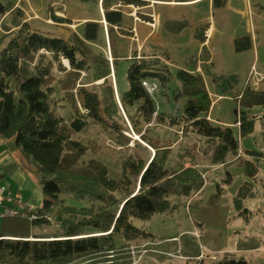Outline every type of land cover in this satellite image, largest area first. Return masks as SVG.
<instances>
[{
    "label": "trees",
    "instance_id": "obj_1",
    "mask_svg": "<svg viewBox=\"0 0 264 264\" xmlns=\"http://www.w3.org/2000/svg\"><path fill=\"white\" fill-rule=\"evenodd\" d=\"M112 2L138 6L144 0L100 1L108 30L112 32L116 27L124 32L123 14L119 8L111 9ZM225 2L213 0L212 4L220 7ZM13 7L11 1L0 2V46L14 34L0 50V135L13 138L25 161L34 168L42 190V205L35 210L32 220L4 218L0 264H66L84 255L107 254L116 249L117 239L129 241L149 235L134 225L133 219H148L172 208L170 195L190 196L202 188L200 172L184 166L185 154H179V159L169 164L170 146L158 145L147 135L155 120H165L153 115L155 102L142 86V79L155 78L163 89L170 82L175 84L174 99H182L183 108L177 118L168 119L172 124H186L201 136L217 139L213 163L224 162L229 152L237 153L238 141L232 128L213 125L207 119L211 100L204 77L195 68H170L164 62L166 58L156 51L138 57L134 51L124 69L125 88H121L117 80L115 85L112 83L109 60L97 48L104 33L99 20H86L80 32L57 35L31 28L22 20L21 11ZM9 13L13 14L8 26L2 19ZM52 18L58 23L67 21L54 14ZM181 27L179 24L178 28ZM206 27L198 29L196 37L200 42L205 41ZM233 46L236 51L251 49L252 38L248 34L235 37ZM201 52H207L205 46ZM111 54L112 66L117 71L118 61L127 59L128 54L120 57L114 46ZM62 59L68 66L62 64ZM90 69L94 79L81 82L82 73ZM56 90L69 104L72 117L68 121L60 113ZM239 102L243 108H264V90L245 87ZM89 121L98 124L120 145L131 142L130 126L154 150L153 155L129 156L122 164L120 179L110 177L101 160H80L89 149L96 148L93 142L82 143L73 137ZM236 123L238 134L247 135L253 130L254 116L241 111ZM246 152L255 158L264 157L262 152ZM244 162L246 174L254 177L256 167L249 160ZM246 189L241 186L236 204ZM52 220L60 226L58 232L32 231ZM218 264L249 263L243 257L230 256Z\"/></svg>",
    "mask_w": 264,
    "mask_h": 264
},
{
    "label": "rangeland",
    "instance_id": "obj_2",
    "mask_svg": "<svg viewBox=\"0 0 264 264\" xmlns=\"http://www.w3.org/2000/svg\"><path fill=\"white\" fill-rule=\"evenodd\" d=\"M6 1L14 3L13 8L21 11L22 20L31 28L42 32L67 36L74 31L80 32L83 22L89 20V17L99 20L104 33L97 48L109 60V77L112 83L115 85L117 80L121 88H125L124 69L134 51L138 57L145 54V51L155 50L177 68H193L194 64L189 59L195 60L201 49L199 38L192 37L194 27L200 20L197 17L205 19L211 16L214 19L215 29L205 43L209 62L198 65L203 69L202 75L211 100L209 122L232 128L238 141L237 153L229 152L224 162L213 163L212 151L218 140L201 136L182 122L170 123V117L177 118L181 114L183 100L174 99L173 82H170L167 89L158 88V93L153 96L157 111L154 116H163L165 121L155 120L147 135L154 142L158 141V145L170 146L169 164L179 159V154H185L184 166L200 172L204 180L202 188L190 196L170 195L172 208L155 213L148 219H133L134 225L149 234L147 237L129 241L117 239L114 251L84 255L66 264H218L220 260L230 256L243 257L250 264H264V157L255 158L246 152L248 149L264 153V108L260 105L243 108L239 102L245 87L252 88L250 85L257 83L256 89L264 90V11L257 13V2L234 0L233 5L241 10L239 13L231 12L230 9L221 11L218 7L209 9L206 1L194 6L174 8L159 2L160 5L150 8V13L152 23L153 18H160V21L156 29L150 26L153 31L148 35L149 24L145 23L148 18H144V13H148L149 8L144 4L136 6L112 2L111 9L119 8L123 14L125 31L114 27L110 32L103 19L101 0L98 3L93 0H0L3 3ZM12 14H6L2 22L9 26ZM53 14L67 21L58 23L53 20ZM165 17L172 19L166 21H171V26H178L184 20L188 24L179 35H166ZM1 33L0 28V35ZM244 34L252 36L253 47L236 51L233 39ZM13 35L4 40L0 50ZM113 46L120 57L128 54L127 59L121 58L118 61L117 71L112 66ZM61 62L68 66L65 59ZM56 74L60 73L56 71ZM94 75L93 69L86 74L82 73L81 82L93 80ZM55 94L60 104V113L68 121L72 117L69 104L59 90ZM241 111L254 116L253 130L244 136L238 134V123L235 124ZM128 134L132 137L131 142L120 145L98 124L89 121L73 137L82 143L93 142L96 146L94 151L89 149L80 158L81 161L87 162L91 158L101 160L107 166L110 177L118 180L122 164L129 156L139 154L149 158L154 153L130 126ZM142 145L146 147H141ZM245 160L251 161L256 167L254 177L246 174ZM243 185L247 189L243 190L244 193L236 204L235 198ZM117 194L120 196V193ZM59 230L60 226L54 220L49 225L32 228L35 234H53ZM132 247L137 250L134 259Z\"/></svg>",
    "mask_w": 264,
    "mask_h": 264
},
{
    "label": "crops",
    "instance_id": "obj_3",
    "mask_svg": "<svg viewBox=\"0 0 264 264\" xmlns=\"http://www.w3.org/2000/svg\"><path fill=\"white\" fill-rule=\"evenodd\" d=\"M203 1H206L207 7L211 9L213 6L212 1L213 0H144V6H148L149 11L148 13H144L146 15L144 18H148L146 20L149 26H148V35H151L153 29H156L157 24L160 21V18H153V23L151 22V17L152 14L151 12V7H155V5H160L159 2L162 5H166L170 8L178 7V6H194L197 5ZM245 3L247 0H244ZM257 3L255 4L257 6V13L259 14L260 12L264 11V0H255ZM234 0H226V2L218 7L219 9H222L221 11H224L225 9H230L231 12L239 13L241 10L236 8L233 5ZM153 3V4H150ZM146 4V5H145ZM219 15H222V12H219ZM155 16V15H154ZM153 16V17H154ZM159 16V14H158ZM165 22L172 20L167 17H165ZM172 18V17H170ZM200 18V20L197 22V26L194 27V30L192 32V37L196 38V34L198 33V29L206 25V30L204 31L205 35V41L200 42L199 46L202 48L203 46L206 47V42L209 34L212 35L214 31V19H212L211 16L208 18H203V17H197ZM89 19L93 20L92 17H89ZM145 21V20H144ZM172 22H166L165 23V30H166V35L169 34H176L179 35L184 28V26L188 23L184 20L182 23H179L180 25L182 24L183 27L178 28V26H171ZM155 24V26H154ZM150 26H153V29L150 28ZM246 35V34H244ZM250 35V34H248ZM251 36V35H250ZM252 38V36H251ZM145 41V39H144ZM253 45V44H252ZM158 46V45H157ZM161 48H164L163 46H160ZM253 47V46H252ZM153 50V49H152ZM155 50L151 52H144L147 56L152 54ZM207 52H197L196 59H189L190 63L194 64L193 61L196 62L195 65H193V68L187 70H193L194 68L196 71L202 73V70L200 65L202 63H208L209 62V52L206 49ZM157 52V51H156ZM206 57L208 58L206 60ZM164 62L170 67V68H177L173 65L170 64V62L167 59H164ZM184 68V67H183ZM205 81V80H204ZM206 85V82H205ZM207 88V86H206ZM208 90V88H207ZM207 119L210 121L209 117L207 116ZM222 126V125H221ZM0 185H5L9 191L11 192L12 195H18L22 200L30 202L36 209L41 207L42 205V190L40 185L37 182V178L35 176V171L32 166H30L24 159L22 152L20 149L17 147L15 144V141L13 138H4L0 135ZM27 220V219H26ZM4 226V218H0V232L3 230ZM9 234V233H5ZM249 263V262H248ZM250 264V263H249Z\"/></svg>",
    "mask_w": 264,
    "mask_h": 264
},
{
    "label": "built area",
    "instance_id": "obj_4",
    "mask_svg": "<svg viewBox=\"0 0 264 264\" xmlns=\"http://www.w3.org/2000/svg\"><path fill=\"white\" fill-rule=\"evenodd\" d=\"M255 71V67H251ZM251 70V71H252ZM250 83L249 80H247ZM142 86L145 88L147 93L153 98V96L158 93V80L155 78H145L141 81ZM249 85V84H247ZM254 90H257V83H254L252 86ZM158 108V106H157ZM157 111L153 112V115H156ZM36 208L28 201L22 200L18 195H12L9 189L5 185H0V218H22L27 220H32L35 218ZM49 218V217H48ZM50 219V218H49ZM131 254L133 259L137 255V250L132 247ZM134 262H137L136 260Z\"/></svg>",
    "mask_w": 264,
    "mask_h": 264
}]
</instances>
